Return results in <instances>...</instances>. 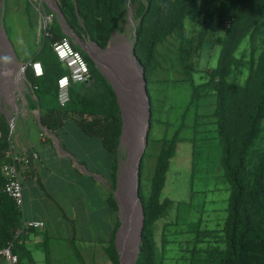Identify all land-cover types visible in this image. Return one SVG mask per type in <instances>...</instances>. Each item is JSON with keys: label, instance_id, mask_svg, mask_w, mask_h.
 I'll use <instances>...</instances> for the list:
<instances>
[{"label": "trees", "instance_id": "16d2710c", "mask_svg": "<svg viewBox=\"0 0 264 264\" xmlns=\"http://www.w3.org/2000/svg\"><path fill=\"white\" fill-rule=\"evenodd\" d=\"M40 1L44 4L46 12L48 7L52 10L51 13L47 12V15H53L54 18L57 14L66 29H69L63 16L64 12L72 28L78 33L87 34L103 48L108 45L117 19L129 2L60 0V5L59 0ZM188 17H198L201 22L197 49L204 52L207 44L220 47L217 65L209 69L205 82L196 83L193 66L185 67L190 76L188 81L193 87L188 109L195 102H199L202 95L215 93L216 109L210 116L218 125L223 147L222 164L225 177L230 183L227 216L219 230L221 237L216 235L210 238L205 234L197 238L198 243L206 246L199 249L196 243V246L189 250L191 253L189 264H264V145L256 159L252 155L258 145L257 140L264 132V36L262 43L258 44L259 36L264 34V0H146L136 25L135 55L146 72L153 113L151 129L154 125L155 108L150 84L157 62L158 46L178 33L182 38L181 50L184 53L187 48L184 41ZM224 26L226 32L223 36L214 41L205 39L207 33L215 34ZM47 31L48 35L44 38L42 48L27 65L26 70V76L37 95L42 126L61 133L67 123L74 121L75 126L86 136L100 138L112 156L111 174L115 179L118 167L117 147L123 127L117 93L90 55L74 43L87 58L93 81L73 84L71 101L66 107H62L58 103V79L68 72V68L58 58L53 44L69 36L57 23ZM247 38L250 39L251 46L249 72L245 81L240 83L233 81L231 75L237 62L236 54ZM78 39L92 51L101 67L115 83L116 79L108 73L111 65L90 47L96 44L86 42L80 37ZM0 43L6 53L0 58V68L6 64L10 72L16 71L19 83L26 90L23 66L18 67L16 55L5 34L0 37ZM34 62L42 63L43 75L35 74L32 65ZM184 126L182 123L172 138L165 137L162 140L148 195L142 186L145 156L142 159L140 197L145 220L141 251L136 264H164L163 257L161 259L158 257L159 245L155 226L173 203L172 199H163L162 196L171 160L177 153L180 132ZM9 132L7 118L0 111V249L14 239L17 228L22 224L21 210L14 199L3 191L7 179L2 169L4 161L7 160L6 152L12 145ZM150 134L149 131V138ZM22 170L23 175L27 174L30 171L29 165H23ZM108 200L112 210H119L118 202L109 190ZM120 224L118 222L111 242L106 248L114 264H120L115 241ZM19 247L21 245H17L15 251Z\"/></svg>", "mask_w": 264, "mask_h": 264}, {"label": "rangeland", "instance_id": "374dc122", "mask_svg": "<svg viewBox=\"0 0 264 264\" xmlns=\"http://www.w3.org/2000/svg\"><path fill=\"white\" fill-rule=\"evenodd\" d=\"M144 4H146V0H130L127 2L122 14L117 19V24L108 45L104 48L101 47V49L106 50L113 44L110 51L118 53L115 61L106 58L111 66H117L122 62V64H126L127 58L132 57L135 26L139 22L140 12ZM46 6L49 5L46 4ZM47 12H52L50 7H48ZM47 12L40 0H0V36L4 33V29L16 55L18 67L27 66L34 59L42 48L44 38L48 35L47 30L54 23L62 26L57 14L52 20H49ZM226 26L219 29L215 34L212 32L207 33L205 39L214 41L223 36L226 32ZM73 30L86 42L90 41L87 34L78 33L75 28ZM63 31L66 35H69L65 29ZM200 31V19L198 17H188L184 41L187 48L184 53L181 50V36L178 33L170 36L158 46L157 62L151 76L150 90L153 94L152 100L155 108L154 125L150 130L149 143L144 154L142 176L143 190L147 195L151 190L157 156L163 144L162 140L165 137L172 138L180 125L185 124L180 132L177 153L171 160V167L162 196L163 199H172L173 203L165 216L155 226L159 245L158 257L160 259L163 257L164 264H189L191 256L189 250L194 248L196 243V247L199 249L206 246L203 243H198L197 238L205 234H208L210 238H214L216 235L221 237L219 230L223 226L229 205L230 183L225 177L222 164L223 147L218 125L210 116L216 109L217 99L215 93L202 95L199 102H195L188 109L192 100L193 87L191 82L188 81L190 76L187 73L186 66H193L192 70H194L196 83H203L206 81L209 69L217 65L220 50L219 46L212 47L208 44L204 52L197 49L196 45L199 43ZM263 36L264 34L259 36L258 44L262 43ZM70 37L76 45H79L90 55L98 69L104 74L105 70L92 51L89 48V50H86L76 35ZM250 49V39L247 38L236 54L237 62L231 75L233 81L240 83L245 81L249 72ZM26 70L27 68L24 71L25 76ZM7 71V68H3L2 73L0 70V87L4 83L3 78ZM105 77L107 78L106 75ZM107 80L112 84L108 78ZM26 84V90L23 89L21 83L19 89L15 84L10 86L11 91H8L7 87L4 90L0 89V111L6 116L10 130L11 125L14 124L13 132H9L13 142L16 139L17 120L20 115L29 114L36 119H40L41 109L37 95L27 76ZM11 92L18 95V108L11 104ZM22 93L27 99L26 106L23 103ZM11 119L14 120L13 123ZM69 123L72 126L71 136L76 138L79 132L73 128L75 122L71 121ZM69 123H67L68 126ZM67 125L66 128H69ZM61 133L51 131L45 127L42 130V137L46 141H54L56 144L58 156L61 155V152L65 154L62 147H65L67 137L63 135V132ZM123 134L122 127L117 147L118 167L115 179L111 174L113 162L110 153L105 148L102 152L95 141L91 144L86 143L91 145L87 147L90 152L88 166L99 171L95 172L94 178L104 187L107 194L109 190V193L113 194L115 198L123 172L127 166H133L136 149L140 142V133L138 134V140L134 133L132 137L122 139ZM257 144L252 154L254 159L258 157L260 149L264 145V132L257 140ZM73 155L78 157L77 153ZM7 161L8 158L4 162ZM80 171L83 172V169H80ZM45 194L46 198L49 199V187L47 185L45 186ZM114 216L117 218L116 227L118 222L121 223L120 211L113 210V213L109 216L110 227L114 225ZM42 230L40 249L34 250L33 256L27 253L24 254L21 258L22 264H114L110 259L106 260L102 253L97 250L98 243L83 238L79 233V229L76 237H68L69 239L62 235L63 231L59 232V228L55 232L51 225L44 227ZM101 237L105 239L106 236L102 234ZM122 250L123 247H121V253ZM130 251L131 249L127 248L122 256L123 264H133V257L128 255Z\"/></svg>", "mask_w": 264, "mask_h": 264}, {"label": "crops", "instance_id": "0c3cea01", "mask_svg": "<svg viewBox=\"0 0 264 264\" xmlns=\"http://www.w3.org/2000/svg\"><path fill=\"white\" fill-rule=\"evenodd\" d=\"M3 35L4 33L1 36ZM12 73L18 74L16 71ZM68 127L70 129L65 126L61 130L67 137L65 147H62L65 154L60 151L61 155L58 156L54 141H46L42 137L43 126L39 119L22 114L17 120L16 139L14 142L12 140L14 152L20 156L33 152L38 154L35 158L31 157L28 164L30 171L23 175L22 222L40 220L45 223L43 227L32 228L20 244L21 247L15 251L20 258V264L24 254L33 256L34 250L40 249L42 229L48 225L55 232L59 228V232L63 231L62 235L67 238L76 237L79 229L83 238L98 243L97 250L106 260L110 259L106 248L113 237L117 218L113 217L114 225L110 227L109 216L113 210L107 191L94 178L95 172L99 171L88 166L90 152L87 147L91 145L86 143L95 141L102 152L105 147L100 138L86 136L75 125L73 128L78 130L79 135L72 137L70 123ZM75 153L78 157L73 155ZM46 185L49 187V199L45 196ZM102 234H105V239L101 237ZM1 264L11 262L2 258Z\"/></svg>", "mask_w": 264, "mask_h": 264}, {"label": "water", "instance_id": "95a60500", "mask_svg": "<svg viewBox=\"0 0 264 264\" xmlns=\"http://www.w3.org/2000/svg\"><path fill=\"white\" fill-rule=\"evenodd\" d=\"M63 16L69 28V29H66L65 24L59 18L60 23L63 26V29H65V31L67 32V34H69V36L76 35L79 38L77 33L74 32L73 28L67 21V18L65 17L64 13H63ZM136 32L137 31H136V26H135V38L132 43L131 53H132V60L139 68V71L137 72L136 70L132 69V67H126V64H122V63L117 64V66L112 65L111 67H109L108 73L114 79L118 81L117 82L116 80H114L115 83L112 81L111 77H109L107 73L104 71V74L107 76L109 81L112 83L117 93L119 105L121 108L122 117H123V132H124V134L122 135V139H124L125 137H128V138L132 137L133 133L137 137L138 134L140 133L139 131L143 125V120H144V117H143V112L145 109L144 97H146L147 112H148L145 129L143 133V136H144L143 144L140 148L137 164L135 167L134 187L133 188L130 187V184L132 181L131 180L132 179V172H131L132 166L129 165L130 167L127 166L125 171L122 174V180L120 181V185L118 186L117 192H116V198H117L118 205H119L120 221H121V226L119 227L117 237H116V242H117L116 246H117V250L119 253V259H120L121 264H123L122 253L120 249L122 242L124 243L125 246L131 249L128 255L131 257L133 256V259H134L133 264L137 263V259L141 251L142 233H143L144 220H145L143 202L140 197L141 162H142V159L144 157V154L147 150L148 143H149V131L151 129V116H152L151 99H150L148 88H147L146 72L143 66L141 65V62L137 59L135 55ZM4 34L6 35L5 30H4ZM89 40L93 42L94 44L98 45L90 37H89ZM81 44L86 50H89L88 48L85 47L83 42H81ZM99 47L101 48V46ZM5 54H6L5 51L1 47L0 48V58H3ZM26 68L27 66H23V71H25ZM138 75H139V78L141 77L142 81H139ZM118 84H119V88H117ZM40 124L42 125L41 121H40ZM132 249H135V250H132Z\"/></svg>", "mask_w": 264, "mask_h": 264}, {"label": "built area", "instance_id": "2783aa9c", "mask_svg": "<svg viewBox=\"0 0 264 264\" xmlns=\"http://www.w3.org/2000/svg\"><path fill=\"white\" fill-rule=\"evenodd\" d=\"M53 48L60 61L68 68V72L58 79V103L62 107H66L71 101V86L73 84L92 82L93 75L87 58L83 52L75 46L70 36L55 42ZM32 65L37 76L43 75L44 69L41 62H34ZM13 128L14 124L11 125L10 133L13 132ZM10 140H12L11 135ZM6 156L8 161L3 164L2 170L7 182L3 187V191L14 199L17 207L22 211L24 208L22 166L28 165L31 157L35 158L38 154L33 152L20 156L14 152L11 145V148L6 152ZM44 225L45 223L40 220L23 221L17 228L14 239L11 240L6 247L0 249V264L2 258L8 259L11 264H18L19 256L15 252L16 246L24 242L25 236L32 228L43 227Z\"/></svg>", "mask_w": 264, "mask_h": 264}, {"label": "bare ground", "instance_id": "6f19581e", "mask_svg": "<svg viewBox=\"0 0 264 264\" xmlns=\"http://www.w3.org/2000/svg\"><path fill=\"white\" fill-rule=\"evenodd\" d=\"M51 1H54V0H51ZM50 20L53 19V15H50ZM9 42V40H8ZM10 44V42H9ZM92 50H94L95 52L99 53L105 60L106 58H110V59H114L117 60V54L118 53H115V51H110V50H103L101 49L98 45H91L90 46ZM118 63V62H117ZM123 63V62H122ZM126 63V67H132V69L136 70L137 72L139 71V68L137 67V65L133 62L132 60V57L130 58H127V61L125 62ZM3 68H7V65L6 64H3L0 68L1 70V73H2V69ZM8 76V77H7ZM138 78H139V75H138ZM3 85L1 86V90H4L5 87H7V90L8 91H11L10 89V86L12 84H15L17 85L18 89L20 88V83H19V75L18 74H15V73H12L9 71H7L5 77L3 78ZM139 81H142L141 77L139 78ZM7 83H10V84H7ZM21 91V90H20ZM22 98H23V103L25 104V106L27 105V99L25 97V95L22 93L21 94ZM18 95L14 94L11 92V97H10V101H11V104L14 105L16 108H18ZM145 99V109H144V112H143V117H144V120H143V125L140 129V142L137 146V149H136V155H135V160L133 162V166H132V169H131V172H132V181H131V184H130V187L133 188L134 187V176H135V167H136V164H137V160H138V156H139V151H140V148L143 144V139H144V136H143V133H144V129H145V124H146V119H147V101H146V97H144ZM14 120L11 119V122H13ZM138 138V136H137ZM133 170V171H132ZM121 247H123V250H122V256L125 254L126 252V249L128 248L127 246L124 245V243L122 242L121 243ZM121 249V248H120ZM132 250H135V249H132ZM124 252V253H123ZM133 257V256H132Z\"/></svg>", "mask_w": 264, "mask_h": 264}, {"label": "clouds", "instance_id": "9594fccd", "mask_svg": "<svg viewBox=\"0 0 264 264\" xmlns=\"http://www.w3.org/2000/svg\"><path fill=\"white\" fill-rule=\"evenodd\" d=\"M31 63V62H30Z\"/></svg>", "mask_w": 264, "mask_h": 264}]
</instances>
